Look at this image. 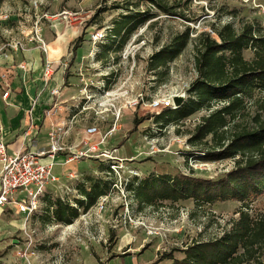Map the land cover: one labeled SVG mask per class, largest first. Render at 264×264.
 I'll use <instances>...</instances> for the list:
<instances>
[{"label": "rangeland", "instance_id": "rangeland-1", "mask_svg": "<svg viewBox=\"0 0 264 264\" xmlns=\"http://www.w3.org/2000/svg\"><path fill=\"white\" fill-rule=\"evenodd\" d=\"M163 1L178 15L166 14L148 0H0V100L6 90V99L24 91V73H27L26 81L33 80L32 57L25 56L36 52L43 61L37 36L47 43L49 57L54 60V70H57L56 77L61 78L62 64H66L70 84L65 86L70 93H78L81 85L78 70L81 68L83 75L93 81L109 75L106 81L116 90L117 98L113 101L116 107L138 94L144 100L135 108L123 110L118 121L119 130L108 136L104 145H99L101 150L117 148L115 156L124 160L125 179L108 175L113 160L103 157L81 158L64 165L57 160L53 174L59 181L44 186L47 191L38 212L26 217L14 209L0 211V264H147L158 252L170 250L175 258H181V249L193 241L220 236L237 218V210L242 205L240 201L198 203L192 199L158 198L146 202L127 188L134 180L133 175L127 174V169L137 171L135 187L148 177L164 174L172 177L182 173L215 179L230 170L233 159L200 160L193 154L196 146L187 142L196 124L208 111H198L177 124L156 123L150 117L135 130H130L134 115L142 117L147 113H158L148 107L152 98L180 91L186 98L188 85L196 75L192 44L169 64L167 76L160 78L147 69V60L154 51L187 26L194 36L203 30L210 31L213 23L232 21L239 27L242 21L254 19L264 31V0ZM64 12L76 13L82 23L74 26L66 20L68 14L65 18ZM125 13L148 18L120 50L113 51L114 43L107 57L92 59L89 55L93 49L90 34L94 30H104L106 36L95 49L97 54L105 53L102 45L111 42L109 33L114 21ZM78 36L82 37V42L76 48ZM251 55L250 51L245 52L247 58ZM8 59L11 61H6ZM22 61H26V70L18 66ZM160 79L164 80L160 82ZM5 80H8V86ZM14 83L21 85L19 90L14 88ZM60 86L63 89V83ZM91 93L96 94V89L91 88ZM83 103L84 99L79 108L71 107L69 111L70 117L75 116L72 121L75 134L69 139L68 146H78L79 142H75L81 140L82 128L95 122L93 102L84 104L88 109L80 112ZM110 119L111 114L104 121H96L101 133L109 128ZM98 140L97 134L90 138L93 143ZM207 141L210 142V137ZM69 172L74 177H69ZM99 178L112 182L102 207L98 198L88 209L80 208L78 217L71 224L54 220L50 204L59 198L77 206V198L85 199L82 190L90 189ZM249 212L254 215L264 212V194L249 201ZM172 263L173 260H164L160 264Z\"/></svg>", "mask_w": 264, "mask_h": 264}, {"label": "trees", "instance_id": "trees-1", "mask_svg": "<svg viewBox=\"0 0 264 264\" xmlns=\"http://www.w3.org/2000/svg\"><path fill=\"white\" fill-rule=\"evenodd\" d=\"M148 1L166 14L178 15L163 0ZM140 15L125 13L114 21L109 33L111 42L102 45L105 53L96 54V60L107 57L114 43V52L122 48L148 18ZM210 28L192 36L187 26L149 56L147 69L160 78L167 76L169 64L192 44L196 75L178 107L142 117L134 115L130 131L150 117L156 123L177 124L206 110L207 114L196 124L187 142L196 146L193 154L200 160L230 158L234 160L233 167L215 179L164 174L148 177L136 187L133 183L137 176H134L127 188L146 202L158 198L192 199L198 203L235 200L242 205L237 218L220 236L193 241L180 250L181 258H175L172 250L158 252L147 264H160L164 260H173L172 264H264V212L255 215L249 212V201L264 194V31L254 19L242 21L239 27L227 21L213 23ZM81 42L82 37L78 36L74 46L79 47ZM246 51L251 52L250 58L245 56ZM67 76L66 68L63 78ZM111 183L99 178L90 189L82 190L85 199L77 198V206L57 198L49 205L53 207L54 220L71 224L80 208L88 209L107 194Z\"/></svg>", "mask_w": 264, "mask_h": 264}, {"label": "built area", "instance_id": "built-area-1", "mask_svg": "<svg viewBox=\"0 0 264 264\" xmlns=\"http://www.w3.org/2000/svg\"><path fill=\"white\" fill-rule=\"evenodd\" d=\"M64 17H68L66 20L77 26L81 24V19H77L76 13L69 14L64 12ZM78 20L77 22H74ZM106 33L103 29L94 30L90 34L91 43L93 49L90 51V57L95 58L97 51L95 46L100 42ZM38 41V47L44 54L42 62V75L47 79H50L54 72V60L48 57L47 43L43 41L39 36L36 37ZM20 69L26 70V64L20 63ZM66 64H62L65 70ZM79 81L81 82L79 89V96L72 97L74 102L71 106L67 107L65 111L69 115L71 107H78L82 99L84 103L78 110L80 112L88 109L84 104L93 102L91 106L95 122L88 127L82 128V138L78 146H68L63 143V137L66 135L69 129L68 123L72 125L74 114L58 122H51L47 137L48 144L45 148L39 150L31 149H20L11 153L7 150V145L3 140L0 139V211L12 210L22 216H31L40 210L42 197L46 193L45 185L47 183H55L59 181V178L53 174V166L57 160L62 165L69 162L79 160L86 157H103L107 160H113L110 162V169L107 170L108 175H112L121 180L125 179L123 176V165L122 159L115 156L117 148L113 147L111 150H101L99 145L106 143V138L113 135L114 132L119 130L118 121L120 120L122 111L129 108H135L138 104L144 103L143 96L138 94L136 97L126 100V103L122 106L114 104V100L117 98L116 90L111 86V82H107L109 75H104L98 80H90L88 77L83 75L81 68L78 70ZM6 83V81H5ZM7 85V84H6ZM91 88L96 89V94L91 93ZM50 96L58 97L60 95V89L53 87L49 91ZM8 91H4L3 98H6ZM175 95L184 96V92H175L169 96L156 97L148 101V107L150 111L159 112L164 108H175L173 97ZM146 104V103H145ZM90 107V106H89ZM64 111V110H63ZM62 112L60 104L53 100L51 105L44 110L43 114L45 117H50ZM111 114V124L104 133H101L100 128L97 126L96 121H104ZM99 136V140L95 143L90 142V138L94 135ZM101 134V135H100ZM128 175H137V171L134 169H127ZM69 177H74V174L69 172ZM120 180V181H121ZM122 182V181H121ZM107 195L100 196V207L107 199Z\"/></svg>", "mask_w": 264, "mask_h": 264}, {"label": "crops", "instance_id": "crops-1", "mask_svg": "<svg viewBox=\"0 0 264 264\" xmlns=\"http://www.w3.org/2000/svg\"><path fill=\"white\" fill-rule=\"evenodd\" d=\"M33 53V54H32ZM25 57H32L33 65V80L26 81L27 73L23 74L24 91L21 94H16L10 99L2 98L0 100L2 114H0V139L5 142L7 145V150L9 153L17 150L31 149L39 150L45 148L48 144L47 132L51 122L62 121L67 117L69 122V115L65 109L71 106L74 102L71 100L72 97L79 96V87L78 93H70L69 88L65 84L69 85V80L67 77L64 79V69L62 67V76L56 77V71L54 70L50 79L43 77L42 75V60L40 59L38 53L30 52ZM37 55V56H36ZM9 56V55H8ZM49 57V52H48ZM50 58V57H49ZM7 59V57H6ZM12 59V58H11ZM8 59L6 61H11ZM44 59V57H42ZM51 59V58H50ZM52 60V59H51ZM25 63L26 61H22ZM27 67V64H26ZM29 67V66H28ZM55 76V77H54ZM55 78V79H54ZM92 80V78H88ZM5 85L8 86V80H5ZM61 83L64 87L61 88ZM21 85H16L14 83V88L19 90ZM53 87H58L60 89V95L58 97L50 96V89ZM30 94V96H28ZM34 96V97H33ZM35 98V100H34ZM53 100H56L60 104L62 112L50 117H45L43 112L44 109H47ZM64 110V111H63ZM42 122V125H41ZM42 126V127H40ZM69 129L67 130L66 135L63 137V143L71 142L69 139L73 138L75 131L73 126L68 123ZM45 129V133H42V130ZM71 133V135H70ZM82 133V130H81ZM36 137V138H33ZM76 139V138H75ZM75 141V140H74ZM80 143V138L77 143ZM73 143V142H72ZM78 143V144H79ZM75 146V145H72ZM54 168V166H53Z\"/></svg>", "mask_w": 264, "mask_h": 264}, {"label": "water", "instance_id": "water-1", "mask_svg": "<svg viewBox=\"0 0 264 264\" xmlns=\"http://www.w3.org/2000/svg\"><path fill=\"white\" fill-rule=\"evenodd\" d=\"M184 100V96L182 95H175L173 97L174 105L178 107Z\"/></svg>", "mask_w": 264, "mask_h": 264}, {"label": "bare ground", "instance_id": "bare-ground-1", "mask_svg": "<svg viewBox=\"0 0 264 264\" xmlns=\"http://www.w3.org/2000/svg\"><path fill=\"white\" fill-rule=\"evenodd\" d=\"M69 227H72V226H69Z\"/></svg>", "mask_w": 264, "mask_h": 264}]
</instances>
